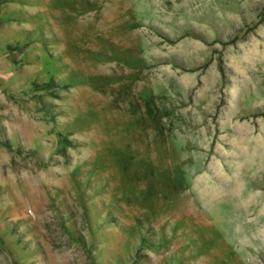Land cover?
I'll return each mask as SVG.
<instances>
[{
	"label": "rangeland",
	"instance_id": "1",
	"mask_svg": "<svg viewBox=\"0 0 264 264\" xmlns=\"http://www.w3.org/2000/svg\"><path fill=\"white\" fill-rule=\"evenodd\" d=\"M0 264H264V0H0Z\"/></svg>",
	"mask_w": 264,
	"mask_h": 264
}]
</instances>
